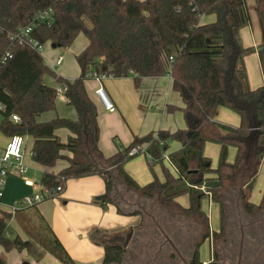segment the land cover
<instances>
[{
	"label": "trees",
	"instance_id": "trees-1",
	"mask_svg": "<svg viewBox=\"0 0 264 264\" xmlns=\"http://www.w3.org/2000/svg\"><path fill=\"white\" fill-rule=\"evenodd\" d=\"M255 4L263 33V42L257 47L263 84L251 89L244 56L254 48L244 47L239 34L250 22L246 0H0V104L5 107L1 131L32 139L31 159L45 169L39 180L42 187L63 190L69 179L98 175L104 180V200H112L116 179L144 198L158 196L164 203L187 193L189 206L179 210L196 216L206 227L205 236L208 218L200 204L209 192V199L220 205L222 232L235 176L245 179L239 193L244 211L251 214L264 205V193L258 205L243 194V189L250 190L264 157V0H255ZM209 15L214 20L202 23V17ZM27 26L30 30L24 34ZM80 33L87 44L75 55L79 73L66 79L45 64L38 47L49 42L54 48L66 49ZM169 56L172 61L167 71L162 57ZM92 72L103 77L132 76L136 83L169 73L172 88L182 100L184 127L134 136L126 147L103 156L97 146L96 106L84 86ZM45 77L65 87L63 96L74 108L75 119H38L56 106V88L46 84ZM220 106L239 115L237 126L214 119ZM174 108L167 105L166 110ZM11 114L19 120L9 119ZM58 128L70 132L66 142L55 135ZM170 140L180 144L168 155L177 176L166 171L164 182L154 179L143 186L136 184L123 169L136 155H130V150L145 145L151 164L162 160L161 148ZM206 142L220 146L215 168L203 154ZM230 146L236 148L231 163L227 162ZM58 160L67 165L56 173L48 170ZM33 207L14 213L0 208V246L6 251L26 249L36 260L47 252L62 264H75L49 227L33 220L29 212ZM117 210L121 212L119 207ZM12 218L26 239L5 234ZM103 248L102 264L123 263L124 247L103 244ZM193 257L196 264H202L196 249ZM0 264H6L1 256Z\"/></svg>",
	"mask_w": 264,
	"mask_h": 264
},
{
	"label": "crops",
	"instance_id": "crops-1",
	"mask_svg": "<svg viewBox=\"0 0 264 264\" xmlns=\"http://www.w3.org/2000/svg\"><path fill=\"white\" fill-rule=\"evenodd\" d=\"M246 6L250 22L248 26H243L240 29V40L244 47H253L255 49L263 42V33L256 12V4L254 6L253 2L248 0ZM213 20L214 15H209L202 17L201 22L207 23ZM86 44V37L80 33L76 36L72 44L66 48L65 55L52 47L49 42L41 47V54L45 64L56 74L66 79H71L79 73L75 55ZM72 54L75 67L70 68L63 62L66 57L72 59ZM59 56L62 57V60L59 65H56V60ZM162 59L165 69L169 71L170 65L167 62V58L162 57ZM244 67L248 85L251 89L263 84V76L257 52L244 56ZM46 78L48 80H44L46 84L55 88L62 86L53 78ZM84 86L87 95L96 106L99 130L97 146L100 153L105 157L111 156L123 147L129 145L134 136H143L150 132L156 133L159 130L173 132L183 128L185 125L181 112L183 106L182 100L180 95L172 88V79L169 73H165L159 77H145L140 79L139 83H136L132 76H104L99 81L94 78H89L84 81ZM99 86L104 89L109 99L115 105V111L109 112L101 105L95 92ZM167 105L174 106L175 108L168 111L166 110ZM56 116L67 117L69 119L76 118L74 108L66 104L64 96H57L55 109L38 115V119L40 121H47ZM214 119L217 122L231 126H237L240 122V117L236 112L222 106L217 107L215 110ZM55 135L61 142H66L70 132L65 128H58L55 130ZM143 147L145 151V145ZM179 148V142L170 140L161 148V161H155L150 164L146 152L138 153L124 163L123 169L139 186L146 185L154 179H157L159 182H164L166 171L173 177L177 176V171L170 162L168 155L177 151ZM219 151L220 146L216 143L206 142L204 144L203 154L209 159L211 166L216 161L218 163ZM235 154L236 148L230 146L227 151V162L231 163L235 158ZM30 162L34 163L41 173L38 178L31 176L27 171L35 168L27 167L24 177L39 182L42 172L45 169L36 164L31 159V156H29ZM66 165L67 162L65 160H58L48 170L56 173ZM244 180L242 177L235 176L234 188L229 192L231 197L234 196V200H238L239 206L242 208L243 204L239 200V193L243 187ZM20 181H22L27 190L16 189L17 196L13 197L9 187H14L16 182ZM5 183L6 188L8 186V190L5 188L2 199L4 197L7 199L8 196L9 200H12V202L14 200L13 204L37 190L35 187L25 184L23 179L15 176H8ZM254 183H256L255 185L258 189L264 183V157L254 178ZM117 191H120V202L114 198ZM104 195L105 185L101 176L91 175L73 178L66 181L63 190L56 197L39 202L33 208H30L29 212L32 213L33 220L37 222L43 221L49 227L75 264H102L104 255L103 244L122 246L128 237L125 256L135 253L138 255L139 252L132 246L135 244L137 233L145 226V223L149 220H154L152 213H150L152 212L151 207L148 206L158 205L156 200H159V203L169 208L168 211L172 215L176 214L173 215V218L177 216L180 221L186 222L185 224L193 225L191 238L197 251L198 260L202 264L211 260L212 254L211 256L209 254V257L206 258V255L202 254L200 245L207 242L209 249L212 250L211 234L213 235L220 231V205L208 197L204 198L208 202V207L204 199H202L200 204L201 210L206 216L207 211H211L210 220L207 216L208 234L205 236L206 227L204 224L196 216H186L179 210V207L187 208L189 206L188 194L177 195L171 202L166 203V205L158 196H154L152 199L144 198L140 193L128 189L116 179L112 200H104ZM98 197L102 198L99 199ZM247 200L257 205L258 196L252 193ZM1 202L2 206L0 208L5 211H8L10 206L13 205L11 204L12 202H8L9 205L3 203L2 200ZM204 203L205 205L203 207ZM213 206H215V209ZM118 207L121 212H118ZM145 207L149 208L150 212ZM213 214L219 218L218 229L213 225ZM209 223L212 226L211 231L209 230ZM130 231L132 233L128 236ZM5 234L9 237L18 235L22 239L27 238L14 218L9 220ZM178 237L181 238L180 243L186 239L183 232ZM0 256L3 257L6 264H62L47 252H44L41 258L36 260L26 249L6 251L0 246Z\"/></svg>",
	"mask_w": 264,
	"mask_h": 264
},
{
	"label": "rangeland",
	"instance_id": "rangeland-1",
	"mask_svg": "<svg viewBox=\"0 0 264 264\" xmlns=\"http://www.w3.org/2000/svg\"><path fill=\"white\" fill-rule=\"evenodd\" d=\"M247 1L248 0H246V2ZM251 1L253 2L254 6H255V0H251ZM248 24L245 26H248ZM45 44H43V46ZM55 49H57L58 51H60V53H63L65 55L66 49H63V48H55ZM253 52H257V48H255ZM253 52H251V53H253ZM170 53H173V50H170ZM251 53H249V54H251ZM71 56H72V59H68V57H66L65 61L63 62V63H66L68 65V67H70V68L75 67V62L73 60L74 59L73 54ZM44 80L48 81L46 77ZM25 140H26V149H25L24 163L27 165L28 168H30V167L35 168V169H29L27 172L31 176H35L36 178H38L39 174L41 173L39 171V168H37V166H35L34 163H31V162L29 163V156L30 155L28 154V152L31 149V139H30V137L26 136ZM5 142H6L5 135L0 134V146L4 145ZM216 164H217V161L212 166L216 167ZM215 167H212V168H215ZM32 174H35V175H32ZM255 184L256 183L253 182L249 191H246L243 189V194L245 196L247 195V198H248L250 194L254 193L256 196H258V201L256 203L258 205L260 203V201H261L260 199L262 198L263 193H264V183H263V185H261L263 187L260 186L259 189ZM5 188H6V183L4 184V191H5ZM9 188L11 190V194L13 197L17 196L16 189H18V190L19 189H26L27 190L25 185H23L22 181L16 182L14 187L11 186ZM6 189L8 190V186ZM182 195H187V193L186 194L182 193ZM228 196H229L228 197L229 200L226 203V215L228 217L227 223L229 222V225H234V221H235V223H236V221H238V224L242 225V220H244L245 218H244L243 214L240 215V213H238V212H240V209H241L239 206V202H238V200H234V198L231 197V195L228 194ZM114 198L118 202H120L119 201L120 200V191L119 192L117 191V194H115ZM4 199H5V201H4ZM4 199H2V201L6 205H9L8 202H10V203L12 202V200L8 199V196H7V199L5 197H4ZM16 200H18V199H16ZM156 201H157L158 205L148 206V207H151L152 212H150L149 208L145 207L150 213H152L154 220L153 221L152 220L147 221L145 223V226L139 231L140 233H142L141 234L142 236L138 237L139 239H137L138 243H141L140 247L138 246V244L137 245L133 244V246H132L136 251L141 250L143 252L138 253V255L128 254L127 256H125L122 264H145L148 257H149V254L153 253L155 251V249L157 248V245H155L157 243V241L159 242L163 239L159 236V235H162L161 233H158L160 230H164L165 233L169 237L172 238L173 242L178 241L177 238H178V236H180L181 232H183L185 237H187V236L191 237L192 236L193 225L190 226L188 224H185L186 222L180 221V219L177 216H175L173 218V215H176V214L172 215L171 212L168 211L169 208H167V206L165 207L164 204L159 203V200H156ZM204 201L206 203V206L208 207L207 200L204 199ZM13 202H14V200H13ZM13 202L11 204H13ZM213 202H215V201H213ZM205 203L203 204V207H204ZM215 203H217L219 205L218 202H215ZM213 207L215 209V206H213ZM205 209H207V208L205 207ZM210 213H211V211L210 212L207 211V216L209 217V220H210ZM235 215H238V217L235 218ZM249 215H251V216L248 218L261 217L259 220L257 219V221H259L260 224L264 226V205L261 208V210L254 212V213H251ZM213 218H214L213 219V225H214V227H216L218 229L219 228V218H218V216H214V214H213ZM233 218H234V220H233ZM253 227H254L253 230H254V235H255L254 237H256V238L253 239L251 237H248L249 240H247V237L245 236L246 238L244 239V243L246 242V246L243 247V249H245V250L248 249L250 251V254H252L248 257V259L251 261L249 264H264V258H263V256H264V243L261 244L263 242V240L260 237V234H262V236L264 234L262 232L255 233L256 232L255 228H257V226L254 225ZM226 228L228 230L230 229L229 226H227V224H225L224 229H226ZM262 229L264 230V228H262ZM209 230L210 231L212 230L211 223H209ZM154 240L156 241V243L154 242ZM230 240L231 241L236 240L237 243H239L240 234L238 233L237 235H233L231 230H229L227 232L225 230H223L220 234H218L217 237H214L212 245H213V250L216 253V255H214L215 259L219 256L221 257L224 254H228L230 249H232V251H233V249L235 251H237V249L234 248V246L230 244V242H229ZM260 240H261V243H258V241H260ZM241 241H242V239H241ZM200 247H201L202 254L203 255L205 254L206 258L209 257V254L211 256L212 250L209 249L207 242L202 243L200 245ZM170 250H171V255H175L174 248H171ZM168 254H169L168 250L165 251L164 253H162V255H160L157 258V261L153 262V264H160V261H163V260L166 262V264H183V263H181V261L179 259L178 260L177 259L170 260L169 258H171V255H168Z\"/></svg>",
	"mask_w": 264,
	"mask_h": 264
},
{
	"label": "built area",
	"instance_id": "built-area-1",
	"mask_svg": "<svg viewBox=\"0 0 264 264\" xmlns=\"http://www.w3.org/2000/svg\"><path fill=\"white\" fill-rule=\"evenodd\" d=\"M44 15H47V13L41 14V17L43 18ZM30 30V27L27 26L22 30L24 34H26ZM36 44V42H33ZM41 50V47H38ZM62 60V57L59 56L56 60V65H59ZM172 61V56L167 57V62ZM90 78H94L96 80H101L103 76L97 75L95 72H92L89 74ZM65 90V87L61 86L56 88L57 96H63V92ZM96 96L98 100L100 101L101 105L109 112L115 111V105L113 102L109 99L107 94L105 93L104 89L99 86L96 89ZM5 116V107L4 105L0 104V134H3L1 131V123ZM9 119H11L14 122H17L19 120L18 116L15 114H11ZM5 135V134H3ZM26 136L23 135H5L6 142L4 145L0 146V207L2 206V197L4 193V184L6 181V178L8 176H15L19 177L24 180V183L35 187L37 190L34 192L24 196L20 201L15 202L13 205L10 206L9 210L11 213H14L16 210L25 209L28 207H33L39 202L56 197L62 190L60 186L56 187H42L40 182H35L30 179H26L24 177V173L26 171V164L24 163V156H25V149H26ZM144 147L143 145H136L134 146L129 154L134 155L138 153H143ZM28 154L31 156V149L29 150ZM149 158V155H147ZM204 187H201L203 190ZM207 197H210V193L207 192Z\"/></svg>",
	"mask_w": 264,
	"mask_h": 264
},
{
	"label": "flooded vegetation",
	"instance_id": "flooded-vegetation-1",
	"mask_svg": "<svg viewBox=\"0 0 264 264\" xmlns=\"http://www.w3.org/2000/svg\"><path fill=\"white\" fill-rule=\"evenodd\" d=\"M234 198V196H233ZM240 215L243 214L244 216V220H242V225L238 224V221H234V225H229V222L227 223V226H229V230L232 231L233 235H237L238 233L240 234V241L239 243H237L236 240L234 241H229L231 245L234 246V248L237 249V251H235L233 249L229 250L228 254H224L221 257H217L215 259L216 253L214 252L213 248H212V256H211V260L210 261H219V262H223L225 264H249L251 261L248 259V257L252 254H250V251L248 249H243V247L246 246V242L244 243V239L247 237H251L253 239H255L256 237H254V230H253V226H257L256 232L255 233H260L262 232L264 234V230L262 228H264L263 225L260 224L259 221H257V219L259 220L261 217H252V218H248L251 215H249L250 213H246L244 211V208L240 207ZM261 210V209H259ZM259 210H254L252 213L257 212ZM242 212V213H241ZM238 215H235V218H237ZM234 220V218H233ZM226 232L229 231L227 228L224 229ZM138 232V231H137ZM158 233H161L162 235H159L161 238H163L161 241H156L154 240V242L156 243L155 245H157V248L155 249V251L153 253L149 254V257L146 261L145 264H153L154 261H157V258L162 255V253H164L165 251L168 250L169 254L171 255V248H174L175 250V255H171V258H169L170 260H174V259H179L181 261V263L183 264H196L195 263V259H194V251H195V245L193 243V239L191 237H186L185 241L180 243V237H178V241H172V238L169 237L164 230H160ZM221 232L219 231L218 233H214L213 235L211 234V243L213 244V239L214 237H217L218 234H220ZM142 233L138 232L136 239H135V244L140 247L141 243H138L137 239H139L138 237L142 236ZM248 235V236H247ZM246 236V237H245ZM237 237V236H236ZM260 237L262 238L263 242L261 243V240L258 241V243L263 244L264 243V235L262 236V234H260ZM156 238V237H155ZM189 238V239H188ZM242 239V241H241ZM248 242V241H247ZM179 243V244H178ZM125 248V247H124ZM139 253H142L143 251L139 250L137 251ZM137 254V253H135ZM173 254V253H172ZM173 258V259H172ZM264 258V256H263ZM209 262V261H208ZM160 264H166V262L160 261Z\"/></svg>",
	"mask_w": 264,
	"mask_h": 264
},
{
	"label": "water",
	"instance_id": "water-1",
	"mask_svg": "<svg viewBox=\"0 0 264 264\" xmlns=\"http://www.w3.org/2000/svg\"><path fill=\"white\" fill-rule=\"evenodd\" d=\"M98 198L101 199L102 197H98ZM131 233H132V231H130V233L128 234V236H130ZM128 238L126 239V242L122 245V247H126L127 242H128ZM203 264H225V263L219 262V261H213L212 260V261H209V262H206V263H203Z\"/></svg>",
	"mask_w": 264,
	"mask_h": 264
}]
</instances>
